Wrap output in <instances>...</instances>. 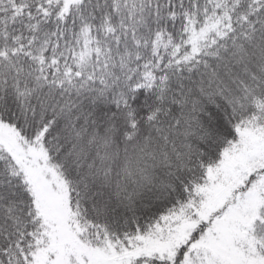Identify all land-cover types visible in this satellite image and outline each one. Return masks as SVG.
Here are the masks:
<instances>
[{
  "label": "snow or ice",
  "instance_id": "obj_1",
  "mask_svg": "<svg viewBox=\"0 0 264 264\" xmlns=\"http://www.w3.org/2000/svg\"><path fill=\"white\" fill-rule=\"evenodd\" d=\"M0 264H264V0H0Z\"/></svg>",
  "mask_w": 264,
  "mask_h": 264
}]
</instances>
